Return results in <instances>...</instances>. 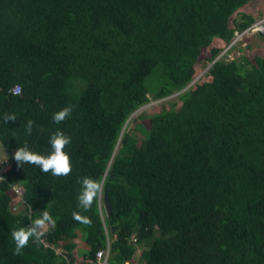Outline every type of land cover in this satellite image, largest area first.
Listing matches in <instances>:
<instances>
[{
	"label": "trees",
	"instance_id": "obj_1",
	"mask_svg": "<svg viewBox=\"0 0 264 264\" xmlns=\"http://www.w3.org/2000/svg\"><path fill=\"white\" fill-rule=\"evenodd\" d=\"M251 1L0 0L1 147L47 154L59 129L72 165L54 176L11 158L0 264H96L107 243L109 264H264V56L216 59L255 22L231 20ZM200 65L210 80L195 79ZM173 95L131 119L139 142L126 131ZM85 176L100 185L88 209ZM43 210L54 224L16 254L12 230Z\"/></svg>",
	"mask_w": 264,
	"mask_h": 264
},
{
	"label": "clouds",
	"instance_id": "obj_2",
	"mask_svg": "<svg viewBox=\"0 0 264 264\" xmlns=\"http://www.w3.org/2000/svg\"><path fill=\"white\" fill-rule=\"evenodd\" d=\"M230 44V43H229ZM227 48V47H226ZM225 48V49H226ZM224 49V50H225ZM223 50V51H224ZM222 51V52H223ZM220 52L216 59H221L227 56V52ZM71 106H65L61 110L52 114V120L56 124H59L66 117L71 115ZM9 120L14 118H7ZM32 121L28 122V131L31 133ZM71 142V137L63 133V131L57 129L53 132L48 139L50 145V151L47 154H41L31 150L27 145L20 146L14 153V160L20 165L22 163H30L38 166L42 172H51L54 176H63L70 173L72 165L70 162L69 154L64 150L65 146ZM4 146L0 148V156H5ZM7 156V155H6ZM8 159V157H7ZM81 184V190L78 195V204L83 209H88L94 197L97 195L100 185L90 177H82L79 180ZM75 219L82 220L87 223L86 217H82L79 214H74ZM54 220L49 212L43 210L36 215L34 222L26 227L14 229L11 232V238L15 245V253L20 254L24 246L29 242L30 238L39 239L44 235L42 229L47 224H54Z\"/></svg>",
	"mask_w": 264,
	"mask_h": 264
},
{
	"label": "rangeland",
	"instance_id": "obj_3",
	"mask_svg": "<svg viewBox=\"0 0 264 264\" xmlns=\"http://www.w3.org/2000/svg\"><path fill=\"white\" fill-rule=\"evenodd\" d=\"M241 13H247L254 17L255 22L263 19L264 17V0H254L249 2L247 5H245L243 8L240 9L239 13H235L232 17L233 18H239ZM224 53L227 52V56L225 57L226 60H232V59H239L241 56L247 57V59H250L252 54H259L264 56V37H261L260 35L253 33L248 35L247 37H242L241 40L236 39V43L233 44V46L227 48L223 51ZM222 52V53H223ZM209 65L207 67H203L202 65L197 67V74L196 78L197 80L208 81L210 78L207 75ZM176 95H173L167 99L158 100V101H150L145 106L139 108L135 113L131 115L129 118V121L131 119H134L137 116H142L144 113L151 114L154 111H160L164 108H168L170 105V102L175 100ZM127 123L125 129L126 131L130 132L133 136H135L139 142V139L142 138V134L135 129L134 122L131 121ZM140 122H143L145 126L148 125L147 121L145 120H139ZM5 153L7 157L13 158L14 157V151L5 150ZM5 155V156H6ZM80 247H85L84 244L80 242ZM138 251L136 252V254Z\"/></svg>",
	"mask_w": 264,
	"mask_h": 264
},
{
	"label": "built area",
	"instance_id": "obj_4",
	"mask_svg": "<svg viewBox=\"0 0 264 264\" xmlns=\"http://www.w3.org/2000/svg\"><path fill=\"white\" fill-rule=\"evenodd\" d=\"M264 32V17L263 19L254 22L250 27L244 29L241 32H235L234 33V37L231 40L230 44L228 45L229 47L233 46V44L236 43V39H240L242 37H247L250 34L253 33H263ZM11 93L13 94H18L20 92V88L18 85H15L11 90ZM0 148L1 147V143H0ZM12 169V160L11 158L7 156H0V181L4 179L5 175ZM12 193H13V205H12V211L13 212H17L18 208L22 205H24V200L22 198V195L19 194L17 187L13 186L11 189ZM28 210H30V208L27 206ZM30 225V224H28ZM27 225V226H28ZM132 241L135 242L136 239L132 238ZM108 255H109V243H107V247L106 250H100L96 253L95 255V259H96V264H109L108 263Z\"/></svg>",
	"mask_w": 264,
	"mask_h": 264
},
{
	"label": "water",
	"instance_id": "obj_5",
	"mask_svg": "<svg viewBox=\"0 0 264 264\" xmlns=\"http://www.w3.org/2000/svg\"><path fill=\"white\" fill-rule=\"evenodd\" d=\"M104 204H105V208H106V210H107V212L109 214L110 213V210H111L110 209V203H109V201H108V199L106 197L104 198Z\"/></svg>",
	"mask_w": 264,
	"mask_h": 264
}]
</instances>
